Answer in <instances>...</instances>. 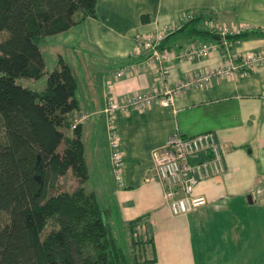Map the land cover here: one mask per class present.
<instances>
[{
  "label": "crops",
  "instance_id": "1",
  "mask_svg": "<svg viewBox=\"0 0 264 264\" xmlns=\"http://www.w3.org/2000/svg\"><path fill=\"white\" fill-rule=\"evenodd\" d=\"M185 13L205 14L199 27L205 21L226 26L229 33L225 36L232 44L225 48L219 35L212 32L208 38L184 37L178 28L167 33L163 45L170 48L205 41L219 44L201 56L173 58L169 63V85L218 66L227 51L242 54L264 49V35L232 37L240 30H264V0H96L95 17L88 16L52 34L59 37L72 33L71 42L80 46L72 51L74 55L55 51L71 69L77 59L81 65L74 64L85 72L90 52L106 66L98 76L95 93L78 96V84L75 92L80 109L90 112L81 124L88 170L84 186L95 193L100 206V200L112 203L114 211L107 204L104 209L108 221L110 216L128 223L140 217L134 225L142 229L146 237L143 241L150 248L133 264H264V63L248 69V73L215 78L206 86L187 87L176 95L172 105L155 101L143 109L117 111L123 185L116 183L111 170L103 112L107 81H111L110 94L115 98L158 86L154 67L145 64L151 50L143 47L136 51L134 38L175 25ZM46 37L43 43L48 44ZM121 66H127L128 71L117 77L115 71ZM45 68L49 70L46 62ZM175 130L182 134L215 132L225 166L217 176L203 179L195 187L207 202L184 214H173L164 201L150 156L151 149L162 145ZM66 176L73 182L70 189L74 188L75 175L68 170L62 175ZM147 226L151 234L143 230ZM210 242L218 246V254L216 248L211 259L205 255L211 250ZM154 254V261L142 260Z\"/></svg>",
  "mask_w": 264,
  "mask_h": 264
},
{
  "label": "trees",
  "instance_id": "2",
  "mask_svg": "<svg viewBox=\"0 0 264 264\" xmlns=\"http://www.w3.org/2000/svg\"><path fill=\"white\" fill-rule=\"evenodd\" d=\"M201 14L180 26L184 37L208 38ZM96 16V0H0V264H127L112 242L106 213L88 178L77 82L62 56L46 70L40 46L48 35ZM264 35L241 30L232 37ZM159 47L164 46V39ZM46 74L41 90L18 82ZM72 130L70 133L69 130ZM68 170L77 185L48 193ZM140 217L129 221L133 226ZM156 259L143 258L150 262ZM140 259L134 257L132 263Z\"/></svg>",
  "mask_w": 264,
  "mask_h": 264
},
{
  "label": "built area",
  "instance_id": "3",
  "mask_svg": "<svg viewBox=\"0 0 264 264\" xmlns=\"http://www.w3.org/2000/svg\"><path fill=\"white\" fill-rule=\"evenodd\" d=\"M194 17L195 15L192 13H185L181 15L179 22L175 25L172 24L154 32L135 36L136 51L143 47L151 50L145 64L154 67L160 81L158 86L146 91H133L129 96L115 98L110 94L111 81H107L108 94L103 112L106 120L110 166L118 185L124 184V159L115 122L117 111L143 109L155 101L164 106L172 105L176 95L187 87L206 86L215 78L248 73V69H253L264 63V49L242 54L227 51L224 61L218 66L200 70L173 85H169L167 83L169 63L173 58L201 56L208 53L211 48L219 46L212 41H205L197 45L190 43L183 48L159 47L167 33L176 30ZM200 28L218 34L221 40L220 44L222 43L225 48L232 44V41L225 36L229 33L226 26L205 21L200 24ZM127 71V66H121L115 71V75L119 77ZM89 115L90 112L87 110L74 111L71 127L83 123ZM150 156L154 173L162 187L163 199L173 214H184L204 205L207 198L203 194L196 193L195 187L201 180L217 176L225 170L221 146L212 130L194 134H182L179 130H175L162 145L151 149Z\"/></svg>",
  "mask_w": 264,
  "mask_h": 264
},
{
  "label": "rangeland",
  "instance_id": "4",
  "mask_svg": "<svg viewBox=\"0 0 264 264\" xmlns=\"http://www.w3.org/2000/svg\"><path fill=\"white\" fill-rule=\"evenodd\" d=\"M7 36H8V32L6 30L0 31V39H3ZM72 38H73L72 33H66V35H61L59 37H55L54 35H50L46 37V42L48 44L42 43L40 47L42 48L43 58L49 70L56 65L57 56L55 54V51L57 49H59L63 53L66 52V55L68 56L73 50H76L80 47L77 46V43L71 42ZM72 54L74 55L73 52ZM86 61H88L87 62L88 69L85 72L83 71V69L77 68L76 65L74 64L77 63L78 67L81 65L79 64V61L77 59L76 61H74L72 65L73 73L75 75L78 84L77 94L78 96H83V97H87L90 96L91 93H95L94 87L95 84L98 82V76L101 73V71L106 68V66H102V63L99 60L93 58L92 52H90ZM17 80L18 82L30 88L41 90L45 87L46 84V74L42 75L39 78L20 77ZM71 184H73V182L71 181V177L61 176L58 178L56 186L53 189H49L48 193H52L54 191L61 189L70 190ZM86 190L90 191V189H86ZM254 198L258 199V196L254 195ZM100 203L103 209H106L105 207L109 205V208L112 211H114V208H112L111 206L112 203H106V200H100ZM110 217H111L109 219L110 222L107 220L109 223V230H110L109 234L111 236L114 246L116 248L121 249L122 253L124 254L126 263L133 264L132 260L134 259V257L139 259L146 256L144 254L147 253L146 249L150 248V246L146 241H143V239H145L146 237L145 235H143L141 231L142 229L138 225L131 226L129 225L128 222H121L119 220L112 219V216ZM7 220H8V214L5 211L0 210V226L3 225ZM143 230L148 231L149 234L152 233V229L149 226H147V229H143ZM210 246H211V250H207L205 252L206 258L209 259H211L216 254V250H215L216 248L218 254L217 244L210 242Z\"/></svg>",
  "mask_w": 264,
  "mask_h": 264
}]
</instances>
